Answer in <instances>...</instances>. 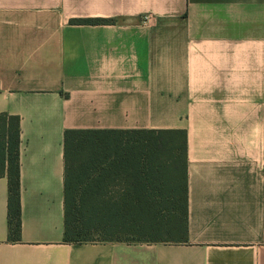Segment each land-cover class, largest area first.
I'll list each match as a JSON object with an SVG mask.
<instances>
[{
  "label": "crops",
  "instance_id": "obj_1",
  "mask_svg": "<svg viewBox=\"0 0 264 264\" xmlns=\"http://www.w3.org/2000/svg\"><path fill=\"white\" fill-rule=\"evenodd\" d=\"M0 114V264H264V0H0ZM66 130L184 131L187 243H64Z\"/></svg>",
  "mask_w": 264,
  "mask_h": 264
},
{
  "label": "trees",
  "instance_id": "obj_2",
  "mask_svg": "<svg viewBox=\"0 0 264 264\" xmlns=\"http://www.w3.org/2000/svg\"><path fill=\"white\" fill-rule=\"evenodd\" d=\"M112 19H73V25ZM19 122L0 114V177L7 240H20ZM63 232L67 244H185L186 136L182 130H66Z\"/></svg>",
  "mask_w": 264,
  "mask_h": 264
}]
</instances>
